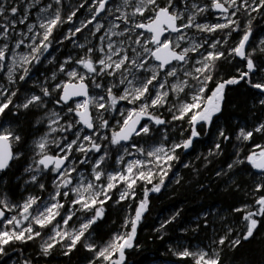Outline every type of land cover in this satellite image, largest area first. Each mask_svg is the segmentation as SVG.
<instances>
[{
  "label": "snow or ice",
  "instance_id": "6c2138e0",
  "mask_svg": "<svg viewBox=\"0 0 264 264\" xmlns=\"http://www.w3.org/2000/svg\"><path fill=\"white\" fill-rule=\"evenodd\" d=\"M186 183L147 264H264V0H0V264H135Z\"/></svg>",
  "mask_w": 264,
  "mask_h": 264
},
{
  "label": "trees",
  "instance_id": "16d2710c",
  "mask_svg": "<svg viewBox=\"0 0 264 264\" xmlns=\"http://www.w3.org/2000/svg\"><path fill=\"white\" fill-rule=\"evenodd\" d=\"M234 97L238 102L243 103L244 97L240 92L235 93ZM221 198L222 196L220 194L209 195L207 197L197 195V188L194 185H189L187 183L182 187L175 188V190H173V188H169L164 190L158 196L154 195L148 219L139 230V240L147 246L144 253L131 256L130 261L134 260L135 264H147V261L156 255L154 249L159 244V241H156V243L153 244L151 232L152 225L158 224L159 220L167 216L177 206H184L188 208L189 213H191L199 205L213 203L221 200ZM122 218V214L115 208L109 210L108 223L111 227H119ZM113 220L117 221V223L112 224ZM160 250L162 251L163 249L161 248Z\"/></svg>",
  "mask_w": 264,
  "mask_h": 264
}]
</instances>
